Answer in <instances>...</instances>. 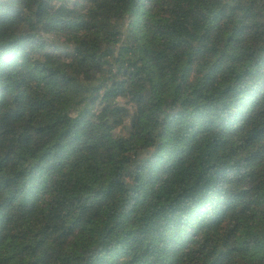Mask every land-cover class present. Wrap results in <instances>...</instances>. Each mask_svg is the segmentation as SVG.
Segmentation results:
<instances>
[{
  "label": "clouds",
  "instance_id": "1",
  "mask_svg": "<svg viewBox=\"0 0 264 264\" xmlns=\"http://www.w3.org/2000/svg\"><path fill=\"white\" fill-rule=\"evenodd\" d=\"M223 2L234 23L213 27L211 38L193 42L189 57L170 59L174 54L168 52L162 68L142 74L147 95L141 105L123 69L146 61L139 53L116 63L120 45L135 38L137 25L151 27L153 18L158 22L176 4L184 12L177 10L172 22L187 25L195 35L192 24L203 23L201 0H23V19L16 29L0 31V50H7L8 58L15 53L21 64L37 55L51 57L71 82L62 81L58 92L47 93L38 82L28 81L27 87L14 80L7 86L0 82L6 89L0 126L16 113L23 116L26 106L38 104L42 95L57 124V133L37 139L32 151L18 142L32 132L31 111L28 119L12 124L15 135L7 143L0 136V264H93L103 249H90L89 243L98 236L89 233L79 242L65 237L75 227L71 218L77 205L82 216L98 203L105 180V196L124 186L120 198L108 203V218L127 219L104 236L107 240L116 233L108 246L110 252L117 249L115 256L133 254L122 264H264V0ZM97 3L104 9L85 7ZM42 4L51 6L44 9ZM47 13L66 19H49ZM97 14L101 21L93 33L110 38L112 17L123 29L116 32L120 44L114 45L115 55L106 58L100 74L82 63L86 36L76 39ZM186 15L193 20L184 19ZM81 16L87 23H77ZM113 80L125 81L126 91L113 88ZM126 109L129 119L123 115ZM141 110L146 113L142 128L125 138L123 152L116 150L114 143H121L131 117H139ZM105 129L112 131L114 143L96 142ZM43 143L62 149L57 161L64 157L66 165L88 159L95 177H81L69 167L52 174L55 163L42 169L41 159L34 157ZM101 143L107 148L91 155L89 149ZM113 154L116 159L109 164ZM84 184L99 186L85 197ZM9 206H14L10 213ZM9 216L13 223L6 225Z\"/></svg>",
  "mask_w": 264,
  "mask_h": 264
},
{
  "label": "trees",
  "instance_id": "2",
  "mask_svg": "<svg viewBox=\"0 0 264 264\" xmlns=\"http://www.w3.org/2000/svg\"><path fill=\"white\" fill-rule=\"evenodd\" d=\"M23 0H0V31L7 33L9 30L16 29L18 24L21 23L23 17L22 12L24 8L21 7ZM51 5L42 4L41 8L47 9ZM85 7H90L92 11L96 12L98 9L103 10L104 5L102 3L92 4L90 6L85 5ZM130 7H135V5H130ZM192 6L190 5V8ZM172 10L170 12H165L164 17L158 22L153 18L152 26L149 27L146 24H139L135 29V38H128V43L126 45H120V59L116 63H120L121 59L127 57L129 54H139L142 53V59L146 61L143 66H140L138 63H130L128 68L123 69V74L128 78L132 83V89L136 92L135 102L143 105L144 99L147 94L142 90L141 81L142 74H147L150 70L162 68L167 53L171 52L174 55L167 57L170 59H177L179 55L184 57H189L193 51L192 43L196 40L204 39L205 35L209 38L213 35V32L210 31L213 27H219L224 22L229 21L231 16V9L226 11V5L223 0H201L199 4L200 13L203 18V23H200L199 20H195L192 24V27L196 29V34L193 35L190 28L179 22L173 23L172 19L176 17V11L184 12L183 7L180 4L171 6ZM144 15L147 16L149 13L148 9H142ZM163 11V10H162ZM49 19H66L64 16L55 17L54 13H47ZM179 21V18H176ZM186 20H193V17L186 15L184 17ZM101 16H97L92 20V23L88 24L86 29H81L80 33L77 35V41L80 40L81 36H86L89 44L85 49L81 50L82 63L91 69L92 72L100 74L104 70V62L106 58L115 55L114 45L120 44L121 37L116 35L117 31H123L120 28L121 21L116 17H112L109 21L112 27V34L109 38L105 36L103 32L93 33V27L100 23ZM77 23H87V20L81 16V19ZM163 51H160V50ZM7 50H0V82L5 86L9 84L10 81H15L20 87H27L28 81L32 83L38 82V87L44 93H47L49 90L58 92L62 87L63 83H70L68 80V73L64 70L63 67H58L57 62H54L51 57L44 55H37L34 57H29L22 64L19 62L20 57L15 53L11 54V58H8L4 55ZM185 62H181V66H184ZM135 68V71L131 69ZM82 75V73H81ZM125 81L123 80H113V88H118L126 91ZM152 83V81H150ZM6 95V89L0 86V99H3ZM155 95V94H154ZM49 104L47 103V96L42 95L40 97L38 104L27 105L24 110V115L16 113V117L12 121H5L2 126H0V136L3 137L5 143H7L8 138L15 135L12 124L20 123L28 119L29 111L32 114V132L26 133L24 139L18 141L24 143L27 146L28 151H32L37 147V139L43 141L44 138L54 135L57 133V124H54L52 121L55 119L48 115ZM125 119H129L127 109L124 112ZM146 118V113L141 110L139 117L132 116V125L128 132H125L121 137V143L115 144L113 141L112 131L110 129H105L102 136L96 137V142L99 143L102 139L108 143H114L116 150L123 152L128 145L124 142L125 138L131 134L132 131H139ZM123 125H121L120 130L122 131ZM34 134V135H33ZM137 143H141L137 139ZM107 143H101L100 148L98 149H89L91 155L99 156L100 149H106ZM51 155H48V153ZM62 152V149H57L53 144L51 147L47 143H43L39 146L36 158H40L42 161V169L50 167L53 163L56 164V167L52 169V174L56 172H62L65 167L75 169L74 174H79L81 177L87 178L88 173H92L93 178L96 175V169L93 168L88 159L84 160L82 163L77 165L76 163L65 164V158L62 157L57 161V155ZM47 159H44V157ZM91 158V156L89 157ZM116 159L115 154H113L108 161L109 164H112ZM47 175L45 179H47ZM110 179V177L108 178ZM143 181V177H141ZM83 183V181H82ZM99 185L97 184H84L83 193L85 197H90L96 190ZM109 190L108 180H105L104 185L102 186V194L96 197L98 203L94 204L93 207L86 212H83L82 216L79 213L80 206L77 205L78 213L73 214L71 220L75 225L72 232L69 236L65 237V240H69L72 237H75L77 242L82 239H87L88 234L91 233L94 236H98L99 239H93L89 243V248L92 249L95 246H100L103 250L98 252L93 257V264H122L128 256L133 255L131 252L125 253L123 256H115L113 253L117 249H113L112 252L108 250L110 241L116 237V233L113 232L112 235L105 240V233L108 232L109 228L116 224L117 221L121 219H127V217L112 216L111 219L108 218L109 213L112 211L108 207V203L113 198H120L119 194L124 192V186L121 185L114 193L113 196H105L103 193H106ZM69 196H72V193H68ZM79 197V192L76 193V198ZM121 202H123L121 198ZM14 206H9L8 211L11 212ZM152 209L149 208L148 218H151ZM5 223H13L11 217H5ZM143 219V217L141 218ZM130 227H136V225H129ZM83 230V231H81ZM123 236V233H120ZM68 249L72 248V245L67 246ZM83 255V254H81ZM67 259V258H65ZM75 264V262H71ZM139 264V261L137 262Z\"/></svg>",
  "mask_w": 264,
  "mask_h": 264
}]
</instances>
